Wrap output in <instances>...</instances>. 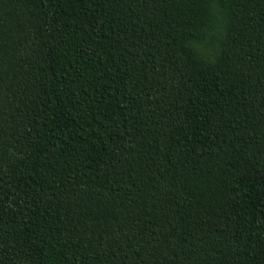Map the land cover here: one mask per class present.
Segmentation results:
<instances>
[{"label": "trees", "instance_id": "16d2710c", "mask_svg": "<svg viewBox=\"0 0 264 264\" xmlns=\"http://www.w3.org/2000/svg\"><path fill=\"white\" fill-rule=\"evenodd\" d=\"M0 264H264V0H0Z\"/></svg>", "mask_w": 264, "mask_h": 264}]
</instances>
